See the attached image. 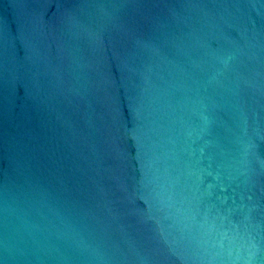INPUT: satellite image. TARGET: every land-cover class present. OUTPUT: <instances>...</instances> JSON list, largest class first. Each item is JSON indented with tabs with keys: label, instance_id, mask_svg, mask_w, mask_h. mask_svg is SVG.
<instances>
[{
	"label": "water",
	"instance_id": "obj_1",
	"mask_svg": "<svg viewBox=\"0 0 264 264\" xmlns=\"http://www.w3.org/2000/svg\"><path fill=\"white\" fill-rule=\"evenodd\" d=\"M0 264H264V0H0Z\"/></svg>",
	"mask_w": 264,
	"mask_h": 264
}]
</instances>
